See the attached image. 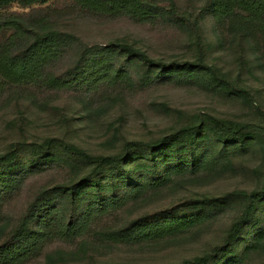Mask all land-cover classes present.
<instances>
[{"label": "trees", "instance_id": "trees-1", "mask_svg": "<svg viewBox=\"0 0 264 264\" xmlns=\"http://www.w3.org/2000/svg\"><path fill=\"white\" fill-rule=\"evenodd\" d=\"M50 1L0 0V99L19 94L40 105L39 94L49 101L50 94L67 93L79 96L91 114L100 105L97 100L109 101L126 91L166 82H200L208 88L235 90L230 88L228 73L206 61V51L213 44L202 35L201 21L207 15L264 67V0H205L196 16L181 15L175 7L165 8L154 0H74L98 15H126L138 22L164 21L180 29L186 27L194 36L199 56L195 61L170 62L155 59L128 42L82 43L75 34L37 13L43 8L36 6ZM15 4L31 8L30 13L38 18L32 21L30 14L26 18L25 13L11 11ZM217 42L224 40L218 38ZM70 52L71 66L59 73L53 64ZM189 118L166 135L127 142L112 154H92L54 138L0 152V264H25L50 237L68 242L83 238L86 246L92 233L99 242L114 245L172 241L191 234L233 202L241 212L225 231L222 243L175 264H251L252 253L264 246V181L251 192L190 197L121 227L93 230L101 217L173 188L186 176L209 179L233 175L239 156L251 149H264V127L257 124L202 114ZM59 152L67 156L64 160L70 167L67 183L44 188L14 225L10 224L3 212L5 200L29 174L61 160Z\"/></svg>", "mask_w": 264, "mask_h": 264}, {"label": "rangeland", "instance_id": "rangeland-1", "mask_svg": "<svg viewBox=\"0 0 264 264\" xmlns=\"http://www.w3.org/2000/svg\"><path fill=\"white\" fill-rule=\"evenodd\" d=\"M154 1L165 8L175 7L181 15L187 13L191 16H196L205 2ZM37 7L43 8V12L37 13L46 16L51 24L72 32L87 45L128 42L146 51L151 57L165 62L195 61L199 56L194 36L186 27L180 29L164 21L138 22L126 15H98L81 8L74 0H51L49 5ZM11 11L25 13L26 18L30 14L32 21L38 18L33 17L31 8H23L18 4ZM201 23L203 39L209 45L213 43L206 51V61L209 60L213 66L228 73L231 89L243 88L247 92L208 88L200 82H166L126 91L124 95L109 101L97 100L100 105L91 114L85 110L79 96L50 94L51 99L45 101L44 95L39 94L41 103L37 105L17 94L8 99H0V152L16 145L25 146L31 142L54 138L59 142L75 144L92 154H112L121 150L127 142L166 135L189 122L192 114L264 127V67L252 52L248 56L247 50L240 47V41L234 39L232 34L225 30L221 32L210 16L207 15ZM218 38H223L224 43L219 44ZM70 54H66L61 62L53 64L59 73L71 66ZM246 59L247 63L244 64ZM60 156L61 160L52 161L44 169L29 174L17 191L5 200L3 212L10 224L14 225V220L16 222L25 213L28 205L44 188L67 183L70 167L64 160L67 156L63 153ZM263 160V148L256 152L251 149L247 155L236 159L238 170L235 174L212 176L209 179L186 176L187 179L178 182L173 188L101 217L93 230L121 227L131 219L175 206L190 197H222L234 190L251 192L264 181ZM254 169L259 170H255L256 173ZM240 212L241 208L233 202L232 206L217 213L206 224L191 231V234L152 245L103 243L93 233L88 235L87 246L83 244V238L68 242L50 237L25 264L180 263L222 243L225 231ZM250 261L251 264H264V246L260 251L252 253Z\"/></svg>", "mask_w": 264, "mask_h": 264}]
</instances>
